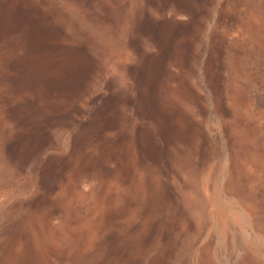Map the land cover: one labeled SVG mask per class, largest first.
Returning <instances> with one entry per match:
<instances>
[{"label":"rangeland","instance_id":"rangeland-1","mask_svg":"<svg viewBox=\"0 0 264 264\" xmlns=\"http://www.w3.org/2000/svg\"><path fill=\"white\" fill-rule=\"evenodd\" d=\"M0 264H264V0H0Z\"/></svg>","mask_w":264,"mask_h":264}]
</instances>
